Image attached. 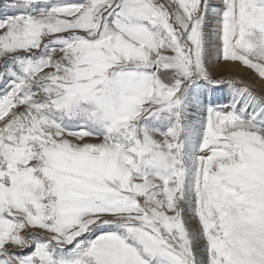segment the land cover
Instances as JSON below:
<instances>
[{"label":"snow or ice","instance_id":"snow-or-ice-1","mask_svg":"<svg viewBox=\"0 0 264 264\" xmlns=\"http://www.w3.org/2000/svg\"><path fill=\"white\" fill-rule=\"evenodd\" d=\"M0 264H264V0H0Z\"/></svg>","mask_w":264,"mask_h":264}]
</instances>
